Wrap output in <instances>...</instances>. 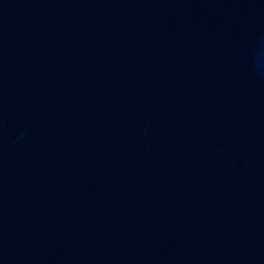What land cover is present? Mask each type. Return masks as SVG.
Listing matches in <instances>:
<instances>
[{"label": "water", "instance_id": "1", "mask_svg": "<svg viewBox=\"0 0 264 264\" xmlns=\"http://www.w3.org/2000/svg\"><path fill=\"white\" fill-rule=\"evenodd\" d=\"M0 264H264V0H0Z\"/></svg>", "mask_w": 264, "mask_h": 264}]
</instances>
